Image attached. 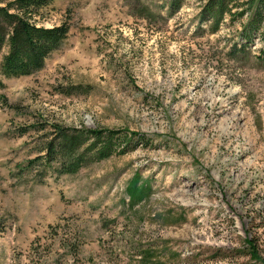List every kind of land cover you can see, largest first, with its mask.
<instances>
[{"label":"rangeland","instance_id":"rangeland-1","mask_svg":"<svg viewBox=\"0 0 264 264\" xmlns=\"http://www.w3.org/2000/svg\"><path fill=\"white\" fill-rule=\"evenodd\" d=\"M48 1L33 21L66 38L39 70L0 71V264H144L146 248L159 264H259L264 12L211 31L207 0ZM52 123L120 139L74 174L29 167ZM134 183L148 189L132 201Z\"/></svg>","mask_w":264,"mask_h":264},{"label":"trees","instance_id":"trees-1","mask_svg":"<svg viewBox=\"0 0 264 264\" xmlns=\"http://www.w3.org/2000/svg\"><path fill=\"white\" fill-rule=\"evenodd\" d=\"M133 1L139 3V0ZM181 1H169L170 13L180 7ZM237 2L240 6L246 5V8L232 11ZM48 3V0H10L0 5V49L5 45L8 47L0 61V71L3 75H28L39 70L44 65L46 57L66 38L69 26L65 22L46 27L33 21L39 9ZM248 8L253 12L247 21L245 31H250L256 29L262 19L264 0H207L200 11V16L202 21L209 22L211 31H215L225 14L241 17ZM137 12L143 13L146 17L152 16L145 4H142ZM244 39H250V35L245 34ZM2 85L0 80V87ZM51 127L54 133L44 145L45 153L29 159L27 165L33 167L39 162L57 174H74L89 160L108 157L115 152L117 139H120L118 134L121 132L102 128H68L55 123H52ZM136 185L132 184L129 190L132 201L140 199L148 189L144 185L142 187ZM167 216L168 214L162 219L166 221ZM250 247L252 248H248L247 251L250 258L264 264V258L256 253L252 243ZM250 249H253L252 252ZM141 259L144 264L160 263L152 260L151 248L144 249Z\"/></svg>","mask_w":264,"mask_h":264}]
</instances>
